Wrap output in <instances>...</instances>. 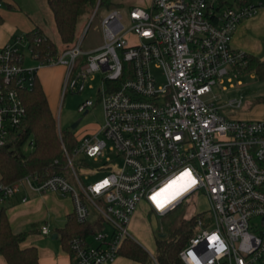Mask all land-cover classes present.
Instances as JSON below:
<instances>
[{
	"label": "built area",
	"instance_id": "1",
	"mask_svg": "<svg viewBox=\"0 0 264 264\" xmlns=\"http://www.w3.org/2000/svg\"><path fill=\"white\" fill-rule=\"evenodd\" d=\"M260 5L264 0L233 6L220 0H150L147 7L132 6L126 24L113 8L100 20L101 45L82 50L78 37L60 53L40 57L30 50L38 62L34 67L23 64L21 45H28L23 36L0 45V145L20 133L27 115L22 92L44 66H64L63 96L78 82L81 92L86 78L100 73L104 114L97 130L79 138L72 150L62 143V172L29 173L9 184L0 180V202L22 188L68 194L73 218L89 225L69 239L70 264H108L123 241L133 239L128 226L140 202L162 216L203 191L210 215L196 218L194 234L178 253L182 262L194 264L192 253L199 264H264V120L228 118L205 99L213 85L226 90L243 74L245 52L233 48L230 37ZM229 104L240 106L241 100ZM92 105L88 98L77 110ZM57 131L60 136L58 124ZM105 149L122 159L118 170L103 157ZM101 156L98 170L106 174L83 184L74 159ZM186 171L194 185L182 179ZM157 194L162 208L152 199ZM253 218L259 222L251 223ZM40 232L48 234V225ZM151 258L157 264L154 254Z\"/></svg>",
	"mask_w": 264,
	"mask_h": 264
},
{
	"label": "rangeland",
	"instance_id": "2",
	"mask_svg": "<svg viewBox=\"0 0 264 264\" xmlns=\"http://www.w3.org/2000/svg\"><path fill=\"white\" fill-rule=\"evenodd\" d=\"M20 6L21 9L29 12L30 15L39 19L43 32L50 37L55 43L58 53L62 50V44L58 37L51 9L49 8L46 0H12ZM250 1V0H249ZM257 1V0H251ZM113 4L110 8H98L93 15L94 9L88 12L81 20L79 37L81 40V49L89 50L95 48L103 43V35L101 29V18L109 10L116 8L123 16V22L126 24V15L128 10L134 6L147 7L150 0H112ZM2 6L7 7L5 2H1ZM25 32H19L24 36ZM130 41L135 42V37L130 35ZM21 51L24 54V66L34 67L37 66V60L33 59L30 54V48L27 44L21 45ZM154 72H157L153 70ZM158 74V73H157ZM159 75V74H158ZM38 76L41 79L46 77V96L50 110L56 120V125H59L61 131L71 129V124L80 118L79 123L71 129L77 138L84 135H89L97 130V128L104 122V114L100 101L98 100L97 88L101 86V74L95 73L86 78L84 88L78 92V82L73 92L67 91L65 96L62 95L65 69L62 64L54 66H44L39 68ZM241 80L240 84L236 83V79ZM237 78L233 79L234 86L222 90L220 85L215 84L212 86V91L205 96V99H211L214 104L220 107V112L230 118L244 119V120H264V80L259 79L252 73H243ZM227 85V82H225ZM215 95L214 98L212 96ZM91 99L93 105L88 107L87 111L80 112L77 110L79 103L85 99ZM241 100L240 106H233L229 103L234 100ZM27 140L22 150L28 153L31 150ZM103 157H108L111 160V168L118 170L122 164V159L115 156V154L107 149L104 150ZM102 156L99 160L86 158L82 163L75 158L73 165L77 175L83 184H88L97 178H100L107 171L98 170L104 161ZM72 184L77 188L78 183L72 180ZM58 194V193H57ZM62 204L65 207L72 208V200L68 194H58ZM49 204V203H48ZM209 203L203 193L198 191L191 196L186 197L183 202L175 207L172 211L165 215H157L152 213L148 206L143 202L138 204L134 213L132 214L131 221L128 229L133 239L138 242L149 255L155 254V232L172 231L178 227L182 219L190 218L196 214L197 217L206 219L210 212L208 210ZM45 209V207H44ZM46 210V209H45ZM54 212L48 210L44 215L39 212L37 220V227L47 224L50 232L46 235L41 234L39 231H32L29 233L30 240L24 242L23 245H35L39 250L42 248H56L60 247V239L52 238L51 235L57 232L64 222V216L61 218L54 217ZM259 222V218L251 219V223Z\"/></svg>",
	"mask_w": 264,
	"mask_h": 264
},
{
	"label": "trees",
	"instance_id": "3",
	"mask_svg": "<svg viewBox=\"0 0 264 264\" xmlns=\"http://www.w3.org/2000/svg\"><path fill=\"white\" fill-rule=\"evenodd\" d=\"M2 0H0L1 3ZM51 9L54 25L62 44V49L72 46L79 37L82 18L96 6L97 0H46ZM249 0H220L229 6L241 5ZM112 0H99L98 8H110ZM30 50L40 57L56 54L55 43L41 28H33L25 33ZM246 63L243 73H252L264 80V58L245 53ZM27 115L21 131L5 145H0V180L5 184L15 182L29 173L47 175L62 172L65 158L62 143L72 150L78 139L71 129L57 131L56 120L48 105L47 96L38 77L33 86L22 92ZM31 140V150L25 153L23 144ZM0 202V255L8 264H39L38 250L35 245L22 246L26 231L14 232L6 214L5 202ZM197 215L182 219L179 226L167 230L165 238H156L154 259L157 264H184L178 253L189 237L194 234V222ZM89 225L80 224L73 213L66 215L64 225L58 234L61 246L68 251V242L74 233L88 229ZM124 256L141 264H155L149 253L135 240L126 239L118 250V256Z\"/></svg>",
	"mask_w": 264,
	"mask_h": 264
},
{
	"label": "crops",
	"instance_id": "4",
	"mask_svg": "<svg viewBox=\"0 0 264 264\" xmlns=\"http://www.w3.org/2000/svg\"><path fill=\"white\" fill-rule=\"evenodd\" d=\"M2 1L7 4V7L2 6V3H0V45L13 40L15 37L22 36L19 32L26 33L33 28H41L39 19L30 15L26 10L21 9L18 4L12 0ZM259 1L262 0L251 2L257 4ZM230 44L235 49L264 58V5H260L254 15L244 18L237 24L231 34ZM37 77L39 78L38 71ZM39 80L46 94V77L43 76L41 79L39 78ZM58 194L56 192L39 194L22 188L17 194L7 199L5 202L6 214L11 229L14 232H27L26 237L21 244L22 246H29L23 245V243H26V241L30 240V236H33L32 234L29 235L30 232H40V227H37L39 212H42L44 215L50 209L54 212V217L59 219L64 216V222L66 215L72 212V208L69 209V207H65L62 204L61 200L63 199L59 198V196H57ZM22 197H25L26 199L22 201ZM140 203L142 204L143 202ZM64 222L62 226L64 225ZM58 230L56 232V238L59 236ZM37 250L39 264H70L68 251L63 249L61 243L60 247L54 249L42 248L39 250L37 248ZM0 264H8L2 255H0ZM108 264L141 263L119 255L113 262Z\"/></svg>",
	"mask_w": 264,
	"mask_h": 264
},
{
	"label": "snow or ice",
	"instance_id": "5",
	"mask_svg": "<svg viewBox=\"0 0 264 264\" xmlns=\"http://www.w3.org/2000/svg\"><path fill=\"white\" fill-rule=\"evenodd\" d=\"M182 179H185L186 180L187 186H191V185H194L196 183V180L192 177L191 172H188V171H186L183 174ZM173 183H175V182H173ZM169 187H172V185H169ZM97 190H99V189H97ZM159 195L160 194H157L156 196H153L152 199L157 202V204H158L159 207L162 208L164 206V202L159 199ZM217 239H218L217 237H212V240L213 241H216Z\"/></svg>",
	"mask_w": 264,
	"mask_h": 264
},
{
	"label": "water",
	"instance_id": "6",
	"mask_svg": "<svg viewBox=\"0 0 264 264\" xmlns=\"http://www.w3.org/2000/svg\"><path fill=\"white\" fill-rule=\"evenodd\" d=\"M79 121H80V118L77 119L74 123H72L71 124V129H73L79 123ZM155 235H156L157 238H165L167 236V232L158 230V231L155 232ZM51 237L52 238H56L57 237V233L56 232L53 233L51 235Z\"/></svg>",
	"mask_w": 264,
	"mask_h": 264
},
{
	"label": "clouds",
	"instance_id": "7",
	"mask_svg": "<svg viewBox=\"0 0 264 264\" xmlns=\"http://www.w3.org/2000/svg\"><path fill=\"white\" fill-rule=\"evenodd\" d=\"M221 249H223V244L220 245ZM188 256L191 257V260L194 262V264H199V261L196 259V257L192 253H188Z\"/></svg>",
	"mask_w": 264,
	"mask_h": 264
}]
</instances>
